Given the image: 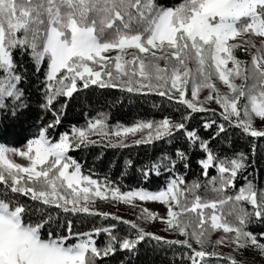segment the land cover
Here are the masks:
<instances>
[{"label": "snow or ice", "instance_id": "1", "mask_svg": "<svg viewBox=\"0 0 264 264\" xmlns=\"http://www.w3.org/2000/svg\"><path fill=\"white\" fill-rule=\"evenodd\" d=\"M17 50L21 56H30L37 72L44 70L42 107L55 119L22 149L0 144V264H97L117 251L135 255L138 245L146 240L187 249L181 258L189 264H211L209 258L217 264L222 260L243 264L218 252L216 247L222 244L234 245L233 251L252 250L264 257V232L248 230L253 218L264 225V189L252 181L239 189L235 184L238 174L251 167L248 155L239 152L233 157H218L209 147L210 141L202 139L188 123L195 113L210 112L212 118L203 128L216 126L212 139L228 128L240 129L254 140L264 138V128L254 126L256 118L264 121V0H183L176 6L157 4L156 0H0V118H15L27 107L21 87L24 77L18 71L21 64L14 58ZM238 50L250 55V62L239 59ZM216 81L226 86L227 92H222ZM93 85L155 94L183 106V110L174 109L179 113L176 118L167 115L159 120H139L131 126L117 125L114 130L109 129L106 119L98 118L87 127H72L54 142L48 129L61 123L60 114L52 107L54 102L59 97L71 99L74 93ZM204 90L208 95L201 98ZM212 102L221 109L219 113L207 107ZM65 107L62 104L61 111ZM138 133L140 137L132 141L135 145L174 138L177 133L193 145L199 142L206 155L198 163L206 177L209 169L216 170L218 175L210 177L209 183L221 198L205 201L195 195L189 200L187 193L192 188L182 187V176L172 179L166 190L122 193L118 187L108 188L82 175L81 165L68 155L81 146L104 141L111 147H129L127 139ZM113 136L117 140L112 141ZM256 148L253 143V157ZM9 154L27 163H17ZM177 158L188 167L185 152L178 151ZM175 166L176 161H172L169 171ZM157 168L154 164L149 172ZM149 172L144 173L145 178ZM230 188L234 194L225 195ZM108 192L111 200L125 204L140 200L165 205V217L144 208L139 219H159L167 225L165 230L185 239L167 240L134 221L88 206L95 203L94 197L108 200ZM9 193L64 213L111 218L130 231L121 237L112 224L76 233L72 221L60 225L50 214L32 222L30 207ZM229 202L238 208L235 223L222 211ZM245 205H251L252 211ZM54 223L63 233L53 229ZM220 230L225 235L214 242L212 251L206 250L211 234ZM101 233L108 239L99 247L94 237Z\"/></svg>", "mask_w": 264, "mask_h": 264}, {"label": "trees", "instance_id": "2", "mask_svg": "<svg viewBox=\"0 0 264 264\" xmlns=\"http://www.w3.org/2000/svg\"><path fill=\"white\" fill-rule=\"evenodd\" d=\"M156 2L157 4L176 6L183 0H156ZM14 58L21 64L18 71L24 77L21 87L25 90L27 107L20 109L15 118L10 116L0 118V129H2L0 144L22 149L29 139L35 138L39 131L52 122L55 117L51 111L42 107L45 103L46 91L44 70L37 72L27 53L21 56L17 50L14 53ZM62 104H66V107L61 111ZM52 107L60 114L61 119L59 125L48 129V135L54 142L59 139L60 134L70 133L72 127H87L90 121L98 118L106 119L109 129L114 130L117 125L131 126L139 120H159L167 115L176 118L179 113L174 109L180 107L183 110V106L176 105L165 97L155 94L128 93L115 88H100L94 85L74 93L71 99L59 97ZM217 113L219 112L217 111ZM210 118H212L210 112L195 113L193 119L188 122L189 127L196 131L202 139L210 141L209 147L220 158L233 157L239 152L248 155L251 167L238 174L235 181L236 189H239L247 181H252L258 189H264V138L254 140V138L246 136L240 129L228 128L226 132L212 139L216 126L213 125V128L208 130L203 128L205 121ZM216 118L219 121V117ZM93 137L96 136L91 137L94 140ZM253 143L257 146L254 157L252 156ZM128 144L129 147H111L107 146L108 141H104L87 147L81 146L70 151L68 155L81 165L82 175L89 176L109 188L118 187L122 192L139 189L151 192L164 190L172 179L182 176L184 179L182 187L192 188V191L187 193L189 200L195 195L202 197L205 201L221 198L219 193L213 191V187L209 183L210 177L218 175L216 170L209 169V176L206 177L198 163L206 155L199 147V142L193 145L184 134L177 133L174 138H166L152 144ZM178 151L186 153L187 168L184 167L185 161L178 160ZM172 161H176V166L169 171ZM154 164L158 165V168L149 172ZM145 172H149L148 178H145ZM244 177H247V180ZM194 184H199L200 187L193 188ZM0 188L3 186L0 185ZM229 194H234V190L228 189L225 195ZM9 195L15 196L21 203L30 207L32 222L50 214L57 218L60 225L66 221H72L73 231L76 233H87L94 228L108 227L112 224L116 225V234L121 237L128 235L130 231L128 226L111 218L104 219L102 216H93L87 213H64L59 208L42 205L25 196L11 193ZM245 207L248 211H252L251 205H245ZM205 211L206 213L210 212V210ZM222 211L229 221L236 222L238 208L234 206V202L224 205ZM229 213L231 214L229 215ZM53 229L61 233L64 231L62 227L57 229L55 223ZM248 230L254 233L264 232V225L256 222L253 218V222L248 225ZM94 238L99 247H102L108 239L104 233ZM183 239L185 237L181 236L173 240ZM74 242L75 240L69 241V243ZM212 244H208L206 250L212 251ZM194 246L199 247L198 245ZM138 249L139 251L135 255L127 251H117L114 255L98 261L97 264H189V261L181 258L182 254L188 250L177 245L168 246L162 243L157 244L154 240H146L138 245ZM246 257H237L236 259L242 261L243 264H264V257L260 256L258 260L252 259V261ZM209 259L211 264H217L214 258ZM218 264H229V262L222 260Z\"/></svg>", "mask_w": 264, "mask_h": 264}, {"label": "rangeland", "instance_id": "3", "mask_svg": "<svg viewBox=\"0 0 264 264\" xmlns=\"http://www.w3.org/2000/svg\"><path fill=\"white\" fill-rule=\"evenodd\" d=\"M252 51H253V53L255 52L254 49ZM114 54L115 53H111L110 55H114ZM236 55L241 60L249 61V62L251 60V56L248 55L247 53L243 52V51L238 50L236 52ZM229 67H231V65H229ZM216 83H217V87L220 88V90L222 92H227L226 86L221 84L219 81H216ZM236 83L239 84L240 81L237 80ZM206 95H208V91L204 90L201 93V98H203ZM207 107L215 108L216 111H218V112L221 111L219 106L216 105L214 102L207 105ZM254 126L257 127L258 129L264 128V121H260L258 118H256L254 120ZM139 137H140L139 133L135 137L130 136L126 142L132 143V141L134 139H138ZM93 138H95L94 140H100L99 136H96ZM111 140L115 141V140H117V138L113 136V137H111ZM9 156L15 162L20 163L22 165L27 163L24 159H22L19 156H11V154H9ZM102 186H104V185H102ZM102 190L106 191V189H103V188H102ZM164 190H166V189H164ZM107 194L109 195L108 200H101L98 197H94L95 203H89L88 206L94 211H99L101 213H109L111 215L121 217L125 220L134 221L137 224H139L141 227H143L145 229V231L150 232V233H154V234L162 236V237H165L168 240H173V239H176V237H181V236L175 234V232L172 230H165L167 228V225L165 223L161 222V220H159V219L148 220V221H145L143 219H139V217L141 215V211L144 208H147L151 212L158 214V216L165 217L166 212H167V207L165 205H163L159 202H142L140 200H136L132 204H125L122 202L111 200L110 192H108ZM224 235L225 234L222 232V230L213 232V234L211 236V243H213L212 245H214V242L217 239H219L221 236H224ZM227 235L231 236L232 234H227ZM208 247H210V246H208ZM234 247H235L234 245L227 246V245L222 244V245L217 246L216 250L218 252H220L221 254H223L224 256L232 255L235 258L246 257V255H247V257H249V260H251V261H252V259L258 260L259 259L258 257H260V256H257V254H259L258 252H255L252 250H247L245 252H244V250L233 251Z\"/></svg>", "mask_w": 264, "mask_h": 264}]
</instances>
